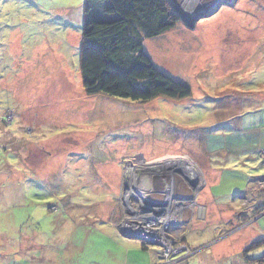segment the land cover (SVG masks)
I'll return each mask as SVG.
<instances>
[{"label": "rangeland", "instance_id": "374dc122", "mask_svg": "<svg viewBox=\"0 0 264 264\" xmlns=\"http://www.w3.org/2000/svg\"><path fill=\"white\" fill-rule=\"evenodd\" d=\"M83 1L0 0V264H264V0H220L193 28L179 19L144 39L190 89L147 102L85 92ZM171 1L187 18L218 4ZM156 163L157 185L172 176L175 188L155 215L140 207L138 176Z\"/></svg>", "mask_w": 264, "mask_h": 264}, {"label": "trees", "instance_id": "16d2710c", "mask_svg": "<svg viewBox=\"0 0 264 264\" xmlns=\"http://www.w3.org/2000/svg\"><path fill=\"white\" fill-rule=\"evenodd\" d=\"M178 20L168 0H84L79 70L85 92L138 102L188 97L189 86L159 70L143 49L144 39L159 37ZM204 136L210 150L223 149L211 145L217 134ZM233 140L237 147L238 137ZM263 211L264 204L258 205L256 213ZM141 248L147 246L141 243Z\"/></svg>", "mask_w": 264, "mask_h": 264}, {"label": "water", "instance_id": "95a60500", "mask_svg": "<svg viewBox=\"0 0 264 264\" xmlns=\"http://www.w3.org/2000/svg\"><path fill=\"white\" fill-rule=\"evenodd\" d=\"M168 1H169V3L171 4L172 8L175 10L176 13L180 12V10L177 9L176 4H174L171 0H168ZM220 6H221V4L218 3L215 6L209 8L206 11L200 12V13L194 15L193 17H188L189 19H191L190 22L188 21L189 19L187 17H182L181 16L182 12H180V15L178 17H179L180 20H182L185 23V26L186 27H188V28L191 29V28L194 27L195 23L199 19L214 14L215 12L218 11V9L220 8ZM187 16H189V15H187ZM148 174L146 176H144L142 178V180H141V183H142L143 187L145 188V190L147 192L145 194L146 198L144 200H142L143 205H141L140 207H141L142 211H144V212L153 211V212H155V215H156V214H160V213H162V212L165 211L163 209V207H165L167 205V200L164 199V198L163 199H160V200H158L157 198L156 199H153V198L150 197V195H148V193H150L152 191L151 190L152 188H151V185H150V180H149L150 177H149ZM147 205H149V206H147ZM151 205L152 206H155V207H150ZM202 211H203V208L199 206V208H198V215ZM263 214H264V212H263ZM119 231H120V233L122 235L128 236V237L129 236H131V237L132 236H138V237L143 238L144 237L143 235H147L148 237H156V234L153 231H148L145 234H140L141 231L142 232H144V231L141 228H138V227H136L134 229L131 227V228H129V230H126L125 228L121 227L119 229ZM138 237H135V238H138Z\"/></svg>", "mask_w": 264, "mask_h": 264}, {"label": "flooded vegetation", "instance_id": "af4514ba", "mask_svg": "<svg viewBox=\"0 0 264 264\" xmlns=\"http://www.w3.org/2000/svg\"><path fill=\"white\" fill-rule=\"evenodd\" d=\"M157 173H159V172H156V170H153V172L151 171V172H149V177H150V185H151V188L153 189H151L152 191L150 192V193H148V195H151V194H153L152 192H154V191H158V192H162L163 193V197H164V199H168V197L169 196H171L172 195V190L175 188V183H174V180H173V178H172V176H170V179L166 182V180L167 179H164V177L165 176H163V175H159L158 177H159V179H160V185H157L158 184V182L157 181H159V180H155L154 178L157 176V175H155V174H157ZM162 174V173H161ZM164 174V173H163ZM172 175H173V173H172ZM187 175H186V183L187 184H190V186H192V187H194L193 186V184H192V180L191 179H187ZM168 186H170V188L168 187ZM156 188V189H155ZM198 189V188H197ZM186 195H188V194H186ZM175 198H179V199H184V200H188V201H190L191 203H194L195 201H194V196H184V197H182V196H179V194H177L176 196H174ZM187 206V205H186ZM191 206V205H190ZM187 207H189V206H187ZM171 210H173V208L171 207L170 209H168L167 210V212L169 213V215H168V217L166 218V222L164 221V224L162 225V226H164V229L165 230H171V229H174V227H175V229H176V225H175V220H173L172 218H170L171 216H173V212L171 211ZM155 221H157V219L155 220ZM121 227H120V225H118L117 226V229L119 230ZM163 229V228H162ZM153 231V230H152ZM155 234H157L156 233V231H153Z\"/></svg>", "mask_w": 264, "mask_h": 264}, {"label": "bare ground", "instance_id": "6f19581e", "mask_svg": "<svg viewBox=\"0 0 264 264\" xmlns=\"http://www.w3.org/2000/svg\"><path fill=\"white\" fill-rule=\"evenodd\" d=\"M177 1V0H176ZM212 1V2H211ZM220 0H217L216 2H218V3H220L219 2ZM222 1V0H221ZM210 2H211V4L212 3H214L215 2V0H210ZM192 3V0H191V2L189 3V4H191ZM187 4H188V1H187ZM205 4H202V5H200L199 7H198V9H195L194 8V12L192 13V14H190V16L191 17H193L194 15H196V14H198V13H200V12H203V11H206V10H208L209 8H211V7H213L214 5H215V3H214V5H211V6H208L207 4H206V6H204ZM186 8H190L191 7V5H188V6H185ZM182 13H183V11L182 10H180ZM168 156V155H167ZM171 160V159H170ZM172 160H174V161H171V162H173V165L174 166H176V167H178L179 165H180V159L179 158H173ZM163 162H165V161H163ZM138 166V165H137ZM154 165H151V166H147L146 167V170L148 169V173L149 172H151V170H152V172H153V170L154 169H156V172H159V169H158V167L160 166V164L159 163H156V165H155V168L153 167ZM136 172V171H135ZM142 173V174H141ZM143 173H145V171H142V172H140V174L142 175H140L139 174V172H137L134 176H138V174H139V178L142 180V178L144 177V176H146L145 174H143ZM164 173H173V167H171V168H169V169H167V170H165V172ZM141 176V177H140ZM140 180V181H141ZM150 180V179H149ZM141 183V182H140ZM130 186H133V183H131V185ZM132 190H133V193L136 195H138V194H140L141 195V193H139V192H137V189H133L132 188ZM153 190V189H152ZM130 191V189L129 190H127V193ZM140 192H142V189L140 190ZM224 194V193H223ZM141 200H144L142 197H139ZM150 212H152V211H150ZM162 217V216H161ZM151 218V217H150ZM161 219V218H160ZM165 221V220H164ZM137 227V226H136ZM143 230V229H142ZM144 231V230H143ZM142 232V231H141ZM147 232V231H146ZM144 234V233H143ZM159 237V236H158Z\"/></svg>", "mask_w": 264, "mask_h": 264}, {"label": "crops", "instance_id": "0c3cea01", "mask_svg": "<svg viewBox=\"0 0 264 264\" xmlns=\"http://www.w3.org/2000/svg\"><path fill=\"white\" fill-rule=\"evenodd\" d=\"M262 105V104H261ZM217 183V181L213 182L211 185L214 186ZM203 189V188H202ZM237 193H240L239 191H236ZM256 204L254 205L255 207H257L260 204H264V198L261 200H258V202H255Z\"/></svg>", "mask_w": 264, "mask_h": 264}, {"label": "built area", "instance_id": "2783aa9c", "mask_svg": "<svg viewBox=\"0 0 264 264\" xmlns=\"http://www.w3.org/2000/svg\"><path fill=\"white\" fill-rule=\"evenodd\" d=\"M262 150H263V161H264V148ZM156 237H158V234H156Z\"/></svg>", "mask_w": 264, "mask_h": 264}, {"label": "clouds", "instance_id": "9594fccd", "mask_svg": "<svg viewBox=\"0 0 264 264\" xmlns=\"http://www.w3.org/2000/svg\"><path fill=\"white\" fill-rule=\"evenodd\" d=\"M264 212V211H263ZM170 218H174L173 220H175V217L174 216H171ZM142 239H144V238H142ZM160 251V250H159Z\"/></svg>", "mask_w": 264, "mask_h": 264}]
</instances>
